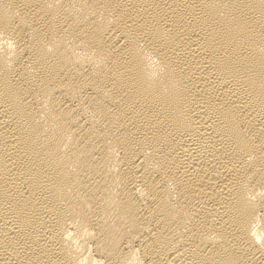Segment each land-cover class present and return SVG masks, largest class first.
<instances>
[{"label":"bare ground","instance_id":"obj_1","mask_svg":"<svg viewBox=\"0 0 264 264\" xmlns=\"http://www.w3.org/2000/svg\"><path fill=\"white\" fill-rule=\"evenodd\" d=\"M0 264H264V0H0Z\"/></svg>","mask_w":264,"mask_h":264}]
</instances>
